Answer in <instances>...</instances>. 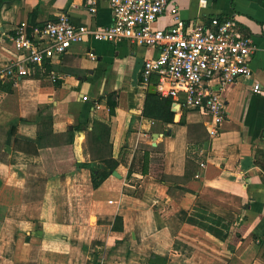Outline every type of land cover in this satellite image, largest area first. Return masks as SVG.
I'll use <instances>...</instances> for the list:
<instances>
[{"label": "crops", "instance_id": "crops-1", "mask_svg": "<svg viewBox=\"0 0 264 264\" xmlns=\"http://www.w3.org/2000/svg\"><path fill=\"white\" fill-rule=\"evenodd\" d=\"M177 4L184 21L235 16L255 46L251 75L221 92L220 133L209 138V116L141 85L143 60L157 52L128 40L72 44L46 64L55 82L38 70L12 80L11 91L0 81V264H264V0ZM87 6L0 0V80L19 60L11 43L18 24L31 33L61 14L76 25L111 24L107 1L93 14ZM171 22L166 9L154 25ZM95 122L108 128V143L96 141L110 153L90 148V134L107 131ZM77 125V166L59 176L15 141ZM108 158L118 176L94 188L91 172Z\"/></svg>", "mask_w": 264, "mask_h": 264}, {"label": "built area", "instance_id": "built-area-1", "mask_svg": "<svg viewBox=\"0 0 264 264\" xmlns=\"http://www.w3.org/2000/svg\"><path fill=\"white\" fill-rule=\"evenodd\" d=\"M87 1V10L92 14L98 2L107 1L111 24L76 25L65 14L47 20L31 33L25 24H18L11 43L19 60L6 66L2 77L16 80L34 75L38 70L55 82L57 75L48 71L46 64L60 58L72 44L87 39L128 40L157 52L143 60L141 85L146 87L152 83L160 95L209 116L208 135L211 139L216 137L227 115L222 90L251 75L250 59L255 46L251 37L241 32L236 17L212 16L206 20L184 21L177 0ZM166 9L171 14V24L165 28L155 26ZM251 90L259 92V82ZM199 165L204 166V161Z\"/></svg>", "mask_w": 264, "mask_h": 264}, {"label": "trees", "instance_id": "trees-1", "mask_svg": "<svg viewBox=\"0 0 264 264\" xmlns=\"http://www.w3.org/2000/svg\"><path fill=\"white\" fill-rule=\"evenodd\" d=\"M48 67V66H47ZM1 82L7 84L5 87L6 91H11L12 80H0ZM113 112L112 108H110V113ZM96 126L103 130L100 133L96 134L94 131L90 134L91 138L89 140L90 148L91 144H96L98 152L96 155L105 154L107 152L110 153L108 149V145L103 148V151H100V146L98 145L96 140L101 139L106 133L105 142L108 140V128L106 125L100 122H95ZM80 128L79 125L75 126L72 130L64 131V132H54L52 130L40 132L35 140L26 137H15V141H19L20 149L26 152H33L38 155H41L44 161L45 169L48 175H61L64 172L70 170L77 166V163L74 161V135L75 132ZM16 127L12 124L10 126V130L8 132L9 136L15 134ZM103 134V135H102ZM105 142H101L103 145H106ZM107 148V149H106ZM107 150V151H106ZM109 150V151H108ZM161 157L157 159L158 162H161ZM117 165V160L112 158L105 159L104 166L100 169L93 170L91 172V183L95 188L100 185L106 177L112 173L114 168ZM147 170V169H146ZM160 180L164 179V176H159Z\"/></svg>", "mask_w": 264, "mask_h": 264}, {"label": "water", "instance_id": "water-1", "mask_svg": "<svg viewBox=\"0 0 264 264\" xmlns=\"http://www.w3.org/2000/svg\"><path fill=\"white\" fill-rule=\"evenodd\" d=\"M155 137H156V136H154V138H155ZM153 144H155V142H153ZM112 174L115 175V176H118V173L116 172V170H113V171H112Z\"/></svg>", "mask_w": 264, "mask_h": 264}, {"label": "rangeland", "instance_id": "rangeland-1", "mask_svg": "<svg viewBox=\"0 0 264 264\" xmlns=\"http://www.w3.org/2000/svg\"><path fill=\"white\" fill-rule=\"evenodd\" d=\"M105 136H106V133H104V135H103V139H101L102 141H100V142H105Z\"/></svg>", "mask_w": 264, "mask_h": 264}]
</instances>
